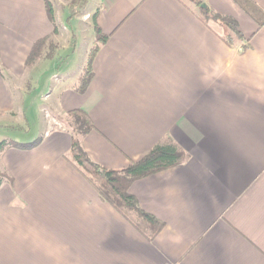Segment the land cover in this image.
<instances>
[{
    "label": "crops",
    "instance_id": "1",
    "mask_svg": "<svg viewBox=\"0 0 264 264\" xmlns=\"http://www.w3.org/2000/svg\"><path fill=\"white\" fill-rule=\"evenodd\" d=\"M203 1L244 40L228 46L223 27L178 0H89L84 20L53 6L55 24L45 0H0V132L26 120L29 104L54 122L34 149L0 155L11 179L0 189V264H264V0ZM95 16L108 40L80 94ZM45 38L53 58L27 65ZM74 110L91 118L81 144L105 169L166 139L186 154L129 188L164 223L152 240L67 160L72 131L54 116Z\"/></svg>",
    "mask_w": 264,
    "mask_h": 264
},
{
    "label": "trees",
    "instance_id": "2",
    "mask_svg": "<svg viewBox=\"0 0 264 264\" xmlns=\"http://www.w3.org/2000/svg\"><path fill=\"white\" fill-rule=\"evenodd\" d=\"M186 6H193L198 11V16L204 21H213L226 30L223 37L224 42L233 47L235 42L243 41L244 36L239 30L237 22L231 17L221 16L209 9L203 0H178ZM89 0H73L68 6L69 20L80 17L84 14ZM45 5L49 19L55 24V12L49 0H45ZM205 6V7H203ZM95 19L96 41L92 48L87 66L79 80L77 92L86 93L94 77L93 63L96 54L103 44L108 40L102 30L97 25ZM56 33V31H55ZM48 38H45L34 45L31 55L28 58L27 65L34 63L47 44ZM49 59L53 56L49 55ZM72 121L70 127L72 130V145L67 160L85 177V179L97 190L101 199L110 204L121 215L130 221L139 231L152 240L164 228V223L153 216L144 212L137 199L129 194L130 186L139 180L145 179L156 173L177 167L186 160V154L170 139L156 145L146 156L137 162H131L130 165L122 170L105 169L91 160L82 147L81 139L89 135L95 126L91 118L82 110H74L68 113ZM42 142L38 138L31 143H17L13 141H2L0 143V155L8 148H17L21 150H31ZM5 181H11L8 175L0 173V189ZM149 228L146 229L145 225ZM148 232H146L145 230Z\"/></svg>",
    "mask_w": 264,
    "mask_h": 264
},
{
    "label": "rangeland",
    "instance_id": "3",
    "mask_svg": "<svg viewBox=\"0 0 264 264\" xmlns=\"http://www.w3.org/2000/svg\"><path fill=\"white\" fill-rule=\"evenodd\" d=\"M54 6L55 10L58 11V15L62 18V14H66L69 16L68 12V6L72 3L73 0H49ZM78 20H84L83 15L81 17H78ZM84 22V21H83ZM87 25V21L85 22ZM86 27V26H85ZM63 27H61L62 29ZM83 28V26H82ZM87 28V27H86ZM85 41L82 40L79 44V49L83 50L85 48ZM56 44H54V41H49L44 48L41 50L38 59L40 58H45L47 55L53 53L56 49ZM22 89V92L26 90V84ZM28 91L30 92L32 90V86L30 83L27 84ZM50 92V90H49ZM36 105L29 104L28 109H27V114H26V120L24 119V116L21 117L20 115L16 117L15 119L13 118L11 120V124H14L17 126V128H12V130H2L0 132V143L2 141H13L17 143H27L30 141H33L39 137V135L46 129L48 121L51 123H54L52 121V117L49 115H43L41 118L40 114L37 115V118L34 117L32 113V107H35ZM41 109H45L47 107V104L45 103H40L38 105ZM31 109V110H30ZM54 119H56V125L55 128H67L70 129L71 131L73 128L70 127V124H72V121L70 118L67 116H54ZM20 125L23 126V128H20Z\"/></svg>",
    "mask_w": 264,
    "mask_h": 264
},
{
    "label": "water",
    "instance_id": "4",
    "mask_svg": "<svg viewBox=\"0 0 264 264\" xmlns=\"http://www.w3.org/2000/svg\"><path fill=\"white\" fill-rule=\"evenodd\" d=\"M203 7H205V6H203Z\"/></svg>",
    "mask_w": 264,
    "mask_h": 264
}]
</instances>
